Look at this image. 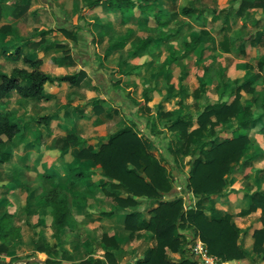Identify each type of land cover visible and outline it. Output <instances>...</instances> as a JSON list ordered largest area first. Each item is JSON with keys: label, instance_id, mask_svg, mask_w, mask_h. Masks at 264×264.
Segmentation results:
<instances>
[{"label": "rangeland", "instance_id": "rangeland-1", "mask_svg": "<svg viewBox=\"0 0 264 264\" xmlns=\"http://www.w3.org/2000/svg\"><path fill=\"white\" fill-rule=\"evenodd\" d=\"M13 1L16 3L18 0H0L1 5L7 6L4 12H8L9 16H12L10 10L14 5ZM88 1L90 0H34L35 4L47 3L49 10H42L43 5L32 14V29L52 27V32L42 37L47 36L45 39L49 41L66 42L70 55L79 59L88 71L89 83H94V91L103 94L104 99L90 100L89 104L96 100L93 109L87 107L89 109L85 111L82 108L80 112L96 116L94 124H102L97 135H104L96 141L90 140V143L88 139H84L77 147L91 145L94 150H98L101 141L110 132L131 126L150 144L148 151L163 166L173 186L172 191L162 198L179 197L185 208L195 206L198 196L193 195L186 186L189 170L197 153H173L182 147L173 122L180 116L191 119L188 129L197 127L195 119L206 104L220 100L231 102L236 85L252 77L249 85L253 92L239 90L241 102L253 99L252 111L258 121L254 127L245 130L249 140L242 160L248 162L238 163L234 171L225 176L222 193L211 196L204 202L212 203L218 212H228L216 205L225 204L226 201L220 198L225 194H233L238 189L243 192V199L237 200L235 205L233 202L231 209L237 210L243 205L248 207L251 202L250 192L264 189V135L259 132L264 124V75L256 67L257 59L264 54V46H245L242 50L237 44L264 24V8L246 9L239 15L235 13L239 0H155L156 7L150 10L161 9L168 16L163 29L176 27L179 23L183 25L178 37L160 41L156 38L157 33L151 31L152 18L139 13L137 7L133 9V13L126 14V20L123 21L120 13L109 10L104 2L98 7L90 8L87 6ZM186 6L194 7L193 15L198 6H207L211 10L196 18L181 12ZM1 21L3 26L0 29V40H3L10 25L4 24L6 19ZM62 28L68 30L73 37L66 35ZM127 28L131 31L126 35ZM203 28L209 29V35L202 38L195 48L186 50L184 41ZM147 35L155 38L150 46L142 54L129 56L130 41L135 36ZM225 36L236 39L234 47L229 51H224L218 45ZM122 37L126 38V45L105 54L108 43ZM20 43L16 39L0 43V72L8 73L11 70L12 63L16 61L8 54ZM22 47L26 48L25 44ZM32 48L36 49V46L32 44ZM51 52L62 53L53 45ZM111 55H115V61L109 59L105 63L104 60ZM19 63L29 67L21 59ZM144 89L146 97L142 95ZM195 89H199L198 96L192 94ZM69 91L65 86L58 85L55 96L48 98L49 102L45 106L47 111L55 115L61 108H68L71 101H74ZM17 99V94L13 92L7 107L22 125L27 123V129L21 136L7 140L12 157L8 163L0 165V213L3 209L12 212L13 222L20 227L22 241L13 245L7 255L0 256V264H20L18 260L25 258H50L55 260L54 264H72L89 256L104 258V250L100 246L103 233L115 236L121 248L118 264H134L147 248L156 247V236L149 230H141L129 236V231L124 228L125 211L115 210V201L101 188L100 182L108 181L109 178L98 164L92 159L75 157L72 149L60 153L56 140L70 131L56 136L51 135L52 130L49 134L39 133L42 126H37L36 122L45 116L46 111L35 100ZM62 100L66 102L63 107L60 104ZM38 124L40 125L39 122ZM85 125L83 129L88 133L90 122ZM235 125L234 119L227 123L225 129L216 133L215 141L231 137L230 131ZM54 170L60 174H54ZM78 171L84 176L77 177L76 184L72 186L69 177ZM46 173L51 177H46ZM90 183L97 185L90 186ZM105 187L119 196L125 195L117 189L112 190L108 182ZM50 189L57 194L67 195L69 206L78 222L73 230L65 233V250L62 253L55 250L40 254L34 250L35 239L47 244L54 241L49 208L36 207L37 200ZM156 205L154 200L145 199L136 208L149 219L152 215L150 211ZM99 210H113L114 213L103 217ZM231 214L235 223L234 218L239 215L236 212ZM235 225L237 226L236 223ZM180 231L184 235L194 234L191 227H184ZM252 239L254 242L253 234ZM238 241L240 242V230ZM253 242L249 252L246 251L242 264H264L261 253L253 250ZM166 255L178 260L188 257L189 253L185 248L182 253L166 250Z\"/></svg>", "mask_w": 264, "mask_h": 264}, {"label": "trees", "instance_id": "trees-1", "mask_svg": "<svg viewBox=\"0 0 264 264\" xmlns=\"http://www.w3.org/2000/svg\"><path fill=\"white\" fill-rule=\"evenodd\" d=\"M155 0H90L87 6L97 7L101 2L111 11H118L123 21L125 15L133 13L137 7L138 12L152 18L153 25L151 31L157 33V40L167 41L178 37L182 32V23L176 27L163 29L162 26L167 20V15L161 10L151 11L155 8ZM264 8V0H239L235 13L241 15L246 9ZM193 15L194 7L186 6L181 9L184 15L194 16L211 10L207 6H198ZM227 15L224 16L226 19ZM68 36L71 33L62 28ZM131 29H126V35ZM52 32V28L35 30L33 35L41 36V39L34 42L37 48L47 51L49 48L57 47L61 54L52 55L50 62L62 64L70 59L69 45L66 42L49 41L42 36ZM210 33L209 29H200L197 34L190 35L184 41L186 50L195 48ZM74 38L77 37L74 35ZM155 40L151 35L135 36L131 41V51L129 56L142 54ZM234 37L225 36L218 45L224 51H229L235 45ZM126 45V38L112 40L105 48V54L110 51L123 48ZM244 50L245 46H264V24L249 33L237 44ZM13 59H22L33 68L28 70L21 66H14L11 70L0 72V165L10 160V151L7 147V140H12L18 136L25 128L26 124H19L14 120L11 110L7 109L8 97L11 91H15L21 98H42L45 83L60 84L66 82L70 87H78L87 78L84 70L80 69L73 73L52 76L42 72L37 67L41 64L40 58L31 59L22 52L18 45L9 54ZM173 59L174 56H171ZM256 67L264 75V54L257 59ZM250 79H245L235 87V96L231 102L220 100L206 104L196 117L197 127L188 129L191 119L177 117L173 126L177 128L178 138L182 141V147L173 153L189 155L197 153L192 161L187 179V189L195 196L198 202L195 206L185 208L179 197L163 199V195L172 191L171 185L163 166L148 151L150 144L143 139L131 126H124L114 132H110L101 141L98 150H94L91 145L85 148H78L77 145L82 140L73 132L59 137L56 140V147L60 153L72 149V153L77 158L92 159L104 171L108 181L100 182L101 188L107 196H111L115 201L114 209L125 211L124 228L129 231V236L149 230L156 236V247L147 248L141 258H137L134 264H197L193 256L183 257L178 260L170 259L166 255V250L184 252L187 243L186 235L180 229L191 227L194 234L198 235L205 243L209 253L222 260L241 259L247 254L244 247L238 241V227L233 222V215L229 212H218L215 206L205 204L211 196L220 195L225 186V176L234 171L238 163H246L242 156L247 149L248 137L245 130L257 124V118L253 115V99L240 101V89L253 92L250 87ZM194 96L199 95V89L193 90ZM146 97V89L142 91ZM96 106V100L92 101ZM169 115V113H166ZM47 116L41 117L46 119ZM235 120V128L230 131L231 137H225L223 141L216 142L214 136L219 130L226 128V124ZM259 132L264 135V124L259 128ZM40 136V135H38ZM54 174L60 172L54 170ZM46 177H51L49 173ZM84 176L81 171L69 177L70 185L76 184V179ZM107 182L112 190H119L124 196H119L105 186ZM90 183V186H96ZM251 202L247 208H243L238 215H246L257 208H260V220L262 226L253 232V250L261 253L264 260V189H254L250 192ZM154 200L156 207L151 209L152 214L146 219L144 213L137 209L143 200ZM48 207L54 231L53 243H39L38 239L33 241L35 251L53 252L59 250L63 252L62 244L65 233L73 230L77 221L72 213L65 193L46 191L36 202V207ZM99 213L110 216L113 210H99ZM20 227L13 222L11 211L4 209L0 213V256L7 255L15 246V240L20 236ZM100 246L104 250V258L87 257V259L73 262L72 264H118L119 247L115 236L103 233L100 238ZM45 264H54L55 260L46 258Z\"/></svg>", "mask_w": 264, "mask_h": 264}, {"label": "crops", "instance_id": "crops-1", "mask_svg": "<svg viewBox=\"0 0 264 264\" xmlns=\"http://www.w3.org/2000/svg\"><path fill=\"white\" fill-rule=\"evenodd\" d=\"M33 1L34 0H18L16 3L13 1L14 5H13L12 9L10 10L12 16H9L10 14L8 12L7 13L4 12L5 10H7V6H4L3 4L1 5V3H0V29L3 26L2 25L3 21H1L2 19H6L4 24L7 23L10 25V30H9L8 34L5 36V39L0 40V43L3 41H9V40H13V39L20 41L21 43L19 46L21 47L22 52L24 54L28 55L31 59L40 58L42 60L41 64L37 68L44 73H47V74L52 75V76H56V75H62V74H67V73H73L77 70L82 69L86 72L87 78L78 87H70L66 82H62L60 84L45 83L44 87H43V91H42V94H43L42 98H21L15 91H11L9 94V97H8V103H9V99L11 97V94L13 92L17 94V98H18L17 100H19V101L35 100L38 103H40L41 107L44 108V111H46L44 115L47 116V118H48L46 124L43 123L46 119L40 120V118H39L36 122L37 126H42L41 131H39V133L41 132V134H43V135L45 133L49 134L51 130H52L51 135H54V136H56L57 134L63 135L66 132L73 131L78 136V138L82 141L84 139H88L87 140L88 142L90 140L96 141V139L98 137L101 138L104 135V134H102V135L98 134L97 135V131L100 130L102 124H94L95 120L97 119L96 116L91 117L88 113L82 114L80 111L82 108L85 111H87L89 109L87 107H90L91 109H93V104H89L91 102L90 100L93 98L102 99L103 94L97 93L94 91V88H93L94 83H89L88 71L85 69V67L82 66L83 63L79 59H77L75 56H71V58L65 60L64 63L58 64V63L50 62V60H49V58L52 55H58V53L51 52V48H49L47 51H45L42 48H37V47H36V49L32 48V44L34 45V41H38L39 39H41V36L33 35L35 30L36 29L37 30L47 29V28H37V27H33V29H32V14L34 13V10H36V8L37 9L41 8L43 5H44V7H42L43 8L42 10H44V11L49 10V9H47L48 8L47 3H42V4L36 3L35 4ZM6 4H9V3L6 2ZM41 12H43V11H41ZM5 14H7V15H5ZM49 28H52V27H49ZM45 37H47V36H45ZM23 44H25V46H26V48H24V49L22 47ZM28 46H30V47H28ZM1 53H3L2 50H1ZM6 53L8 54L9 52H5V54ZM114 56L115 55L109 56L107 59L104 60V62L106 63L109 59H110V61L112 60V62L115 61ZM13 61H16V62L12 63L11 67L21 66V67H24L28 70H31L33 68L29 63H26V64H28L29 67L20 64L19 59H13ZM58 85L65 86L66 88H68L70 90L68 93L71 96V98L74 99V101L73 100L71 101V104L69 105L68 108H61V110L59 112H57L55 115H53L49 111H47V107H45V106H46V103L49 102L48 98L50 96H55L56 88ZM60 104L63 107L64 104H66V102L62 100V101H60ZM89 105H91V106H89ZM77 107H79V108H77ZM7 109H8V107H7ZM14 120L17 123L22 124L18 120H16L15 117H14ZM38 122L40 123V125L38 124ZM86 122H90V128L87 130L88 133H86V131L83 129V126H86L85 125ZM26 129H27V123L25 125V128L19 134V136H21ZM37 130H39V129H37ZM7 145H8V142H7ZM11 157H12V153L10 155V159H11ZM8 162H6V163H8ZM220 199L224 200V202L226 201L225 204L217 203L216 206L220 209L228 211L229 213L236 212V214L238 215V212L241 209L247 208L245 205H243L241 208H239L237 210L231 209L233 202L235 205L236 204L235 202H237V200L241 201L243 199V192L241 190L237 189V191L234 192L233 194L232 193L225 194ZM72 213H73V211H72ZM73 215H74V213H73ZM260 215H261V210H260V208H257L255 211H252L249 214L241 215V216L239 215L238 218H234L235 223L240 228L239 229L240 230V242H242V244H243V246L247 252H249V248H251V246H252V242H253L252 234H253V232L262 226V222L260 220ZM104 216L105 215H103V217ZM75 218H76V216H75ZM76 221L78 222L77 218H76ZM20 233H21V230H20ZM21 241H22V233L15 240L14 244L16 245ZM62 247H63V244H62ZM63 248H65V247H63ZM36 252L40 253V254L43 253V252H39V251H36ZM241 259H238V260L240 262L244 261L243 260L244 258H241ZM39 264H41V263H39Z\"/></svg>", "mask_w": 264, "mask_h": 264}, {"label": "built area", "instance_id": "built-area-1", "mask_svg": "<svg viewBox=\"0 0 264 264\" xmlns=\"http://www.w3.org/2000/svg\"><path fill=\"white\" fill-rule=\"evenodd\" d=\"M186 238L185 248L190 256L196 257L197 264H242L238 259L222 260L212 255L198 235L186 234Z\"/></svg>", "mask_w": 264, "mask_h": 264}, {"label": "water", "instance_id": "water-1", "mask_svg": "<svg viewBox=\"0 0 264 264\" xmlns=\"http://www.w3.org/2000/svg\"><path fill=\"white\" fill-rule=\"evenodd\" d=\"M196 258V257H194ZM18 262L20 264H25V263H33V262H39L41 264H45L43 260L41 259H37V258H25V259H19ZM14 264H18V263H14Z\"/></svg>", "mask_w": 264, "mask_h": 264}]
</instances>
